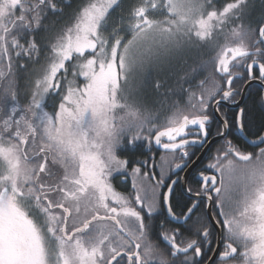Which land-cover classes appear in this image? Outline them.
<instances>
[{"label":"snow or ice","instance_id":"6c2138e0","mask_svg":"<svg viewBox=\"0 0 264 264\" xmlns=\"http://www.w3.org/2000/svg\"><path fill=\"white\" fill-rule=\"evenodd\" d=\"M250 7L0 0V264H264V131L256 151L229 139L248 101L264 114V23ZM181 55L150 107L141 74ZM213 129L222 143L189 186L179 173ZM153 147L174 156L176 179L142 172Z\"/></svg>","mask_w":264,"mask_h":264},{"label":"trees","instance_id":"16d2710c","mask_svg":"<svg viewBox=\"0 0 264 264\" xmlns=\"http://www.w3.org/2000/svg\"><path fill=\"white\" fill-rule=\"evenodd\" d=\"M226 0H216L217 7H221ZM72 8H75L80 3V0H70ZM251 7L247 14V19L254 25L258 26L262 21H264V2L262 0H250ZM71 14V10L68 11L64 19L68 18V15ZM122 35H124L122 33ZM203 59H207V56H203ZM182 60L183 56H173L167 59L162 60L159 65L156 66L157 74L155 77L150 75L151 70H148L149 73H144L142 79L144 81L142 92L145 99V102L151 106H159V102L164 99L165 95L170 92V90L175 86L176 77L179 75L182 70ZM165 62V64H164ZM21 63H24L23 61ZM39 68V65L33 66ZM21 71V70H17ZM26 75V74H25ZM153 78L156 80V83H161L163 87L156 89L154 85L156 84L153 81ZM82 83L81 81H78ZM208 87L211 88V83L208 84ZM248 115L246 117L245 130L248 136H258L262 131H264V114L257 112L251 104V101H248ZM170 115V114H169ZM242 150L246 151L248 149H253L245 141L241 145H237ZM253 151H255L253 149Z\"/></svg>","mask_w":264,"mask_h":264},{"label":"flooded vegetation","instance_id":"af4514ba","mask_svg":"<svg viewBox=\"0 0 264 264\" xmlns=\"http://www.w3.org/2000/svg\"><path fill=\"white\" fill-rule=\"evenodd\" d=\"M264 23V21H262ZM224 110V109H222ZM231 111V109H230ZM245 134L248 136L246 130H244ZM249 137V136H248ZM256 137V135H255ZM254 136H251V139L255 138ZM250 138V137H249ZM229 139L233 140V143L235 145H241L242 142L244 141L242 135L239 133V131H236V133L232 136L229 137ZM222 141L217 140L214 135V129H213V137H210L209 139V144L204 148L200 150H195V155L192 157V162H193V167L191 168L190 172H180L179 176L181 178L185 177L187 174L189 177V186H191V177L195 176L197 172L199 171H204L205 167L207 164L213 162L211 160V157L215 155L216 149L220 146ZM255 151L257 149L253 148ZM253 149H248L246 151H253ZM141 159H148V165L142 169V172H149V177L154 175V180L160 179L161 172H165L167 176H170L171 179H176V175L173 174V171L170 170L172 169L173 165V160L174 156L170 153H166L164 150L159 149L157 147H153L150 151L148 148L144 149V156L140 157ZM179 162V161H176ZM151 169V171H149ZM205 174H208L207 172ZM138 182L142 184V186L145 188V194H150V186L153 183V180H147L142 177L138 178ZM170 182L168 179L165 180V183ZM184 184V179H180L177 181V186L174 189L175 193V200L176 201H182L185 200L187 197L184 195L182 188L180 185ZM113 187L114 189L119 193L124 196H128L129 193H131L132 188H131V177L128 179L127 184H122L117 181H113ZM161 191H164L163 189ZM203 212H207V209H202ZM213 212H215V209H212ZM218 218V217H217ZM211 256L212 254L209 253ZM205 264H208V261L205 260Z\"/></svg>","mask_w":264,"mask_h":264},{"label":"rangeland","instance_id":"374dc122","mask_svg":"<svg viewBox=\"0 0 264 264\" xmlns=\"http://www.w3.org/2000/svg\"><path fill=\"white\" fill-rule=\"evenodd\" d=\"M128 38H130V37H128ZM164 64H165V62H164ZM148 70H151L152 72L151 73H149L148 72ZM144 73H149L150 75H152L153 77H155L156 76V74H157V68H156V66H149L142 74H141V78H142V76L144 75ZM143 80V79H142ZM153 81H155V83H156V80L153 78Z\"/></svg>","mask_w":264,"mask_h":264},{"label":"water","instance_id":"95a60500","mask_svg":"<svg viewBox=\"0 0 264 264\" xmlns=\"http://www.w3.org/2000/svg\"><path fill=\"white\" fill-rule=\"evenodd\" d=\"M242 134H243V137L251 144V145H253V146H256V144H254L253 142H252V140H249L248 138H247V136L242 132ZM218 140V139H217Z\"/></svg>","mask_w":264,"mask_h":264}]
</instances>
